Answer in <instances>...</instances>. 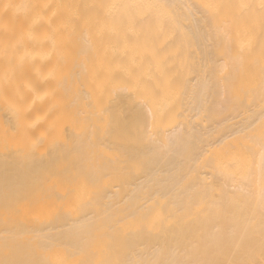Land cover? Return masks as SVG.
<instances>
[{"label": "bare ground", "instance_id": "1", "mask_svg": "<svg viewBox=\"0 0 264 264\" xmlns=\"http://www.w3.org/2000/svg\"><path fill=\"white\" fill-rule=\"evenodd\" d=\"M0 264H264V0H0Z\"/></svg>", "mask_w": 264, "mask_h": 264}]
</instances>
